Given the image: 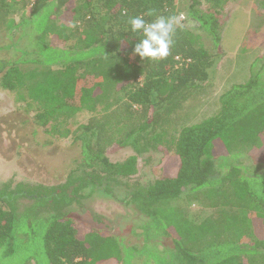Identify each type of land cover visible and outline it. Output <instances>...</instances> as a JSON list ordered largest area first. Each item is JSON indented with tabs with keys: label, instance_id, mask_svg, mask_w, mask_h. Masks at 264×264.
Segmentation results:
<instances>
[{
	"label": "trees",
	"instance_id": "obj_1",
	"mask_svg": "<svg viewBox=\"0 0 264 264\" xmlns=\"http://www.w3.org/2000/svg\"><path fill=\"white\" fill-rule=\"evenodd\" d=\"M24 1L32 3V19L43 16L41 36L53 34L56 44H62L77 34L71 46L79 52L40 43L63 65L42 72L38 79L17 63L52 64L57 58L44 53L47 58L42 55L41 60L0 59V85L9 91L26 89L27 99L35 104V124L53 138L69 137L79 146V158L56 185H3L0 247L12 239L17 219L29 217L27 206L18 211L16 199L31 197L47 218L44 243L50 264H107L104 247L115 240L94 230L80 233L75 215L85 201L100 197L132 206L151 221L157 234L169 237L172 244L164 258L170 261L173 253V264H203V249L212 255L205 263L264 264V63L255 59L248 79L219 96L216 113L174 130V115L186 101L206 92L221 56L217 13L228 0H189L191 19L209 35L216 52H209L183 20L170 54L159 60L133 54L139 33L131 32L129 19L149 9L154 15L144 16L146 21L175 16L177 0H0V29L10 27V5ZM69 3L72 12H63L57 25L51 23L53 13ZM64 51L74 56L66 61ZM86 56L92 57L85 61ZM117 82L122 98L73 127L70 120L76 114L96 111L103 85ZM125 147L134 154L123 161L108 158L111 148ZM158 153L162 172L146 181L139 174L138 158L145 167L155 168L150 161ZM183 199L216 207V213L194 219L173 204ZM126 248L139 251L122 244V264Z\"/></svg>",
	"mask_w": 264,
	"mask_h": 264
},
{
	"label": "rangeland",
	"instance_id": "obj_2",
	"mask_svg": "<svg viewBox=\"0 0 264 264\" xmlns=\"http://www.w3.org/2000/svg\"><path fill=\"white\" fill-rule=\"evenodd\" d=\"M6 1L11 3V0ZM31 5L32 3L24 1L8 8L6 16L10 27L0 29V59L41 60L47 58L44 53H49V58H57L56 53L50 50L46 52L47 49L40 43L69 47L72 51L79 52L77 47L71 46L76 41L77 34L66 41L62 40V44H56L58 38L53 34L41 36L43 16L32 19ZM72 7V3H69L60 8L53 13L50 22L57 25L63 19V12H72ZM188 8L189 0L176 1L175 16L183 17L179 23L185 20L184 25L198 36L200 43L209 52H216L209 35L200 28L197 21L191 19ZM44 11L45 8L40 10V13L43 14ZM217 17L220 22L221 56L205 87L206 92L186 101L174 115L176 133L182 126L199 122L216 113L220 106L219 96L232 84L243 83L248 79L250 66L255 59H260L258 64L264 63V0H228L217 13ZM69 52L63 53L66 61L71 59L70 55L74 56L73 52ZM91 57L83 58L86 61ZM17 65L23 72L33 73V79H38L42 72L59 68L63 62L57 58L52 64L22 61ZM128 81L122 83H129ZM120 87L121 82L113 86L103 85L102 99L96 106V111H81L76 114L70 120L73 127L87 123L91 116L121 99L123 94ZM34 108L35 104L30 103L26 97V89L9 91L0 85V189L4 184H9L10 189L18 183L29 186L56 185L65 179L78 161L79 146L72 143L69 137L53 138L46 134L33 121ZM132 154L134 153L129 147L111 148L107 151V156L112 161H123ZM169 154L172 155L173 151L170 150ZM161 156L162 153H158L156 158L150 161L155 168L145 167L143 159L138 158L139 174L144 180L153 179L156 172H162V166L158 165ZM16 203L18 211L27 206L29 217L26 219L20 216L17 219L12 239L0 247V264H50L44 243L48 222L43 210L38 211L41 204L36 201L32 203L31 197L23 196H18ZM173 204L198 220L215 215L217 209L184 199ZM75 215L80 219L77 225L80 233L94 230L115 240V244L104 247V263L122 264V244L139 249L134 253L132 249H124L125 264L174 262L171 258L173 253L170 255V261L164 258V250L171 247V239L157 234V229L153 230L150 225L151 221L130 205L123 206L110 199L95 197L77 208ZM220 247L226 248L217 246L219 249ZM201 252L204 257L203 264H210V260L205 263V257L211 258L212 255H208L205 249ZM213 259L218 260L219 256L215 255Z\"/></svg>",
	"mask_w": 264,
	"mask_h": 264
},
{
	"label": "clouds",
	"instance_id": "obj_3",
	"mask_svg": "<svg viewBox=\"0 0 264 264\" xmlns=\"http://www.w3.org/2000/svg\"><path fill=\"white\" fill-rule=\"evenodd\" d=\"M123 15H127L124 11ZM154 11L149 9L144 16L152 17ZM144 16H135L129 19L130 30L139 33L138 42L133 46L132 52L144 59L159 60L170 54L173 46V36L180 19L176 16L157 15L155 19L146 21Z\"/></svg>",
	"mask_w": 264,
	"mask_h": 264
}]
</instances>
